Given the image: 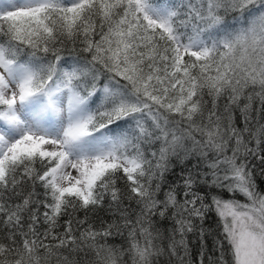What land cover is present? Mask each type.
<instances>
[{
  "label": "snow or ice",
  "instance_id": "6c2138e0",
  "mask_svg": "<svg viewBox=\"0 0 264 264\" xmlns=\"http://www.w3.org/2000/svg\"><path fill=\"white\" fill-rule=\"evenodd\" d=\"M261 120L264 0H0V264H264Z\"/></svg>",
  "mask_w": 264,
  "mask_h": 264
},
{
  "label": "trees",
  "instance_id": "16d2710c",
  "mask_svg": "<svg viewBox=\"0 0 264 264\" xmlns=\"http://www.w3.org/2000/svg\"><path fill=\"white\" fill-rule=\"evenodd\" d=\"M106 78H102L101 83L105 82ZM255 108H259V101H256L254 104ZM256 119H259V117H256ZM261 122H264V120H261ZM258 163V161L256 162ZM195 164L194 160L187 161L184 165H178L173 162V168L172 170L167 173V180L169 183L176 182L179 183V177L181 173V168L184 167L186 169L191 170L193 165ZM256 176H257V183L260 184L261 180H264V177H260L259 175V168L256 170ZM235 199L240 200L241 202H244V197H242L239 194H236ZM199 224V222H197ZM162 227H170V223H165L162 225ZM203 227L206 231V235L204 238V252H205V264H208L207 262V256L212 255L213 259L218 258L221 255L220 249L216 247V243L219 239H222L221 236V229L219 227L218 223V217L216 216L215 212H209L204 223ZM114 242H119V238H116ZM200 239L198 234H189V247L192 254V260L193 264H197L198 261V254L200 252ZM224 257L226 260H230V252L227 251V246L225 245L224 250Z\"/></svg>",
  "mask_w": 264,
  "mask_h": 264
}]
</instances>
